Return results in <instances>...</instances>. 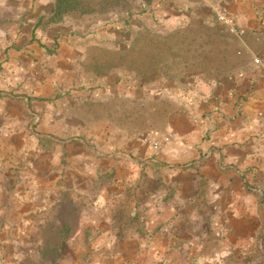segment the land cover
I'll list each match as a JSON object with an SVG mask.
<instances>
[{
	"label": "crops",
	"instance_id": "0c3cea01",
	"mask_svg": "<svg viewBox=\"0 0 264 264\" xmlns=\"http://www.w3.org/2000/svg\"><path fill=\"white\" fill-rule=\"evenodd\" d=\"M128 1L0 0V264H264V0Z\"/></svg>",
	"mask_w": 264,
	"mask_h": 264
},
{
	"label": "rangeland",
	"instance_id": "374dc122",
	"mask_svg": "<svg viewBox=\"0 0 264 264\" xmlns=\"http://www.w3.org/2000/svg\"><path fill=\"white\" fill-rule=\"evenodd\" d=\"M37 3L40 0H36ZM45 1L47 4L52 3V12L50 23H55L56 26L66 20L68 22L79 23L80 26L77 27V33L74 32L70 35L69 38L70 42H89L91 40L96 39V36L92 37V35H96V32H99V35H105L104 29L101 26H92L93 24H101L105 22V20H110L113 18L114 12L121 11L124 6H126L129 1L128 0H42ZM51 1V2H49ZM134 3V0H132ZM129 19V18H128ZM132 19V18H131ZM120 19L115 18V21ZM127 20V19H126ZM125 20V22H126ZM6 23V19L2 18L1 11H0V26ZM94 29V30H93ZM55 32V31H54ZM56 36L54 37V42L59 43V39L61 33L57 32ZM67 38V42H69ZM68 55L67 57H71V52L68 50L66 52ZM80 58L78 61L81 60V63L84 65V68L87 67V64H90L91 61L93 62L95 59L105 61L106 52L105 50H93L92 48H86L78 50L77 53H74L73 56ZM88 60V62L84 63L82 61ZM103 69H107L106 66ZM6 92L12 93L13 90L8 88H3ZM20 87L17 88L19 90ZM1 95V93H0ZM128 203H123L122 201L113 202L111 206V213L113 218L115 219V225H113L112 229L116 231L117 238L123 233L125 226L122 225V221L126 219V217L136 218L137 212L133 211L132 214L128 211V207L126 206ZM125 206V207H124ZM117 245V242H115Z\"/></svg>",
	"mask_w": 264,
	"mask_h": 264
},
{
	"label": "built area",
	"instance_id": "2783aa9c",
	"mask_svg": "<svg viewBox=\"0 0 264 264\" xmlns=\"http://www.w3.org/2000/svg\"><path fill=\"white\" fill-rule=\"evenodd\" d=\"M215 19L218 23H220L223 27H225L229 33L231 34H239L240 31L236 27L234 19L228 14V12L222 8L216 7L214 8ZM255 63L259 62V59H254ZM153 147L158 148L159 143L157 141L153 142Z\"/></svg>",
	"mask_w": 264,
	"mask_h": 264
},
{
	"label": "trees",
	"instance_id": "16d2710c",
	"mask_svg": "<svg viewBox=\"0 0 264 264\" xmlns=\"http://www.w3.org/2000/svg\"><path fill=\"white\" fill-rule=\"evenodd\" d=\"M51 18V17H50Z\"/></svg>",
	"mask_w": 264,
	"mask_h": 264
}]
</instances>
